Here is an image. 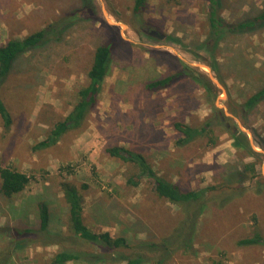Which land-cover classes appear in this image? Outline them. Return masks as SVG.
Segmentation results:
<instances>
[{
	"label": "rangeland",
	"instance_id": "obj_1",
	"mask_svg": "<svg viewBox=\"0 0 264 264\" xmlns=\"http://www.w3.org/2000/svg\"><path fill=\"white\" fill-rule=\"evenodd\" d=\"M71 2L0 0V46L58 20ZM93 3L99 20L80 22L61 42L27 55L2 88L13 125L7 131L0 118V162L32 181L12 200L0 195V257L10 253L7 264H49L61 250L35 242L23 249L10 246L21 241L13 236L19 227H38L35 212L41 202L50 208L51 231L74 236L60 190L65 180L84 196V221L92 232L124 236L129 248L120 252L125 255L158 257L141 248L162 242L180 221L181 211L159 198L147 178L136 188L127 183L134 171L105 152L107 146L118 145L143 154L159 176L183 191L216 187L221 193L220 186L235 169L257 162V179L243 186L246 195L236 196L226 208L214 201L197 223L192 250H177L167 264H264V248L237 245L255 234L264 236V191L258 193L264 183V100L252 111L243 108L264 87V28L227 34L217 42L211 36L208 0H148L139 19L133 14L135 0ZM221 3L220 16L229 24L264 9V0ZM155 30L168 39L146 33ZM112 37L118 48L96 109L57 145L35 150L70 114L80 90L89 85L96 48ZM185 67L207 76L212 94L187 79L160 92L145 88ZM214 121L211 134L178 145L182 135L177 123L200 127ZM238 130L248 136L258 157L239 155L231 136Z\"/></svg>",
	"mask_w": 264,
	"mask_h": 264
},
{
	"label": "trees",
	"instance_id": "obj_2",
	"mask_svg": "<svg viewBox=\"0 0 264 264\" xmlns=\"http://www.w3.org/2000/svg\"><path fill=\"white\" fill-rule=\"evenodd\" d=\"M221 2L222 0H208L211 36L217 42L222 40L227 34L234 35L264 28V9L257 12L254 16L239 21L237 24H229L220 16ZM69 5L58 20L40 31L32 33L23 39L9 40L6 44L0 46V118L7 131L13 125V118L2 97V88L14 72L17 64L27 55L50 44L61 42L66 34L80 22L99 20L94 9L93 0H72ZM147 5L148 0H135L134 17L139 19L146 12ZM113 38L96 48L94 61L88 73L89 85L80 90L78 101L70 114L55 125L50 136L45 141L40 142L35 147V150L47 149L57 145L63 135L81 128L88 116L96 109L98 94L102 84L110 74L113 55L118 48ZM173 42L179 43L180 41L173 39ZM185 79L198 83L212 94V84L207 76L196 73L188 67L174 75L151 81L146 84L145 88L152 93L160 92ZM263 100L264 87L244 103V111H252ZM213 126H215L214 122L204 123L200 127L177 123L175 128L182 135L178 145L186 146L198 138L208 136L212 133L211 128ZM231 136L233 146L239 155L254 158L259 156L253 151L250 140L245 133L238 130L232 132ZM210 142L213 146L217 145V142L213 139ZM105 152L134 171V174L128 178V184L136 188L142 184L144 178H147L153 184L154 191L159 198L176 205L180 209V221L176 223V226H173L171 232L163 241L160 243H149L141 248L144 251L159 255L158 257L152 259L143 252L133 253L130 256L125 255L120 252L129 248L128 240L124 236L115 238L110 233L98 234L92 232L84 221V196L79 187L69 180L61 183L60 190L67 204L68 222L74 236L51 231L50 208L48 204L41 202L35 212L38 219V227H19L22 230H16L13 236L16 239H21V241L15 243V240L10 246L23 249L24 246L33 242L46 247L59 246L61 250L49 264H149L152 260H154V264H167L171 255L177 250H186L188 252L192 250L197 223L214 201L219 202V207L226 208L236 196L242 197L246 195L247 190L244 189V184L254 181L258 175L257 162L242 163V168L235 169V173L230 175L231 179L220 186L221 193L217 191L216 187L200 191H183L180 186L159 176L143 154L118 145L107 146ZM31 181V177L26 173L16 168L4 166L0 162V195H3L6 199L12 200L24 193ZM258 186L262 187L258 190V193L261 194L264 191V183H259ZM226 189L233 190L228 191L224 195V190ZM211 192H219L221 195L210 197ZM83 243L89 244L99 251H89L84 248ZM237 245L264 248V236L255 234L253 237L238 241ZM10 257V253L6 257L4 255L0 257V264H7Z\"/></svg>",
	"mask_w": 264,
	"mask_h": 264
},
{
	"label": "water",
	"instance_id": "obj_3",
	"mask_svg": "<svg viewBox=\"0 0 264 264\" xmlns=\"http://www.w3.org/2000/svg\"><path fill=\"white\" fill-rule=\"evenodd\" d=\"M151 35L160 39V40H164L166 38V35L164 33H161L160 31H152Z\"/></svg>",
	"mask_w": 264,
	"mask_h": 264
},
{
	"label": "flooded vegetation",
	"instance_id": "obj_4",
	"mask_svg": "<svg viewBox=\"0 0 264 264\" xmlns=\"http://www.w3.org/2000/svg\"><path fill=\"white\" fill-rule=\"evenodd\" d=\"M155 31H157V32L160 31L161 33H164V32H162L161 30H155ZM151 32H152V31H146V33H147L150 37L155 38V39H158V38L152 36V35H151ZM164 34H165V33H164ZM165 35H166V34H165ZM167 39H168V37H167V35H166V38H165L164 40H161V41H166ZM158 40H160V39H158ZM224 120H225V119H223V122H224ZM214 123L217 125V121H214Z\"/></svg>",
	"mask_w": 264,
	"mask_h": 264
}]
</instances>
